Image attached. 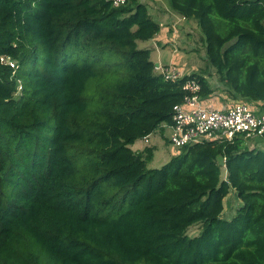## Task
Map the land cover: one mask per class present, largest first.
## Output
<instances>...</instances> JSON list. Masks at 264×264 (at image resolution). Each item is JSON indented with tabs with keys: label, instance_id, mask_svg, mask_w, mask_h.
I'll use <instances>...</instances> for the list:
<instances>
[{
	"label": "trees",
	"instance_id": "trees-1",
	"mask_svg": "<svg viewBox=\"0 0 264 264\" xmlns=\"http://www.w3.org/2000/svg\"><path fill=\"white\" fill-rule=\"evenodd\" d=\"M169 2L230 95L264 105V0ZM160 31L140 0H0V59L18 62H0V264H264V149L237 136L147 170L153 149L130 147L172 124L187 81L215 91L155 72L137 41ZM231 189L244 205L225 220Z\"/></svg>",
	"mask_w": 264,
	"mask_h": 264
},
{
	"label": "rangeland",
	"instance_id": "rangeland-1",
	"mask_svg": "<svg viewBox=\"0 0 264 264\" xmlns=\"http://www.w3.org/2000/svg\"><path fill=\"white\" fill-rule=\"evenodd\" d=\"M148 5L149 13L154 21L163 23L160 33L152 40L137 41L140 50L151 51V61L162 66H175L183 72L185 76L191 74H202L208 78L212 88L215 90L213 95L205 100L215 108H229L237 103H247L254 106L257 102L250 99H243L230 95L229 88L222 83L216 69L211 65L207 55L206 37L194 18H187L172 10L169 0H140ZM164 10L165 13L161 12ZM115 69L122 62L121 57L114 51H109L104 56ZM122 76H106L105 87L112 85L115 81L122 79ZM87 93V92H86ZM172 129L167 124L161 125L148 141L139 139L131 146L135 152H143L145 148H152L154 156L147 163V170L160 169L167 164L175 155L180 152L171 143ZM243 137V136H242ZM250 148L264 149V138L252 137L245 139ZM140 149L141 151H138ZM223 166V163L220 162ZM223 179L227 177L225 166ZM244 203L239 199L236 190L231 189L229 195L224 200L225 210L222 218L231 220L237 211L243 207ZM200 226H193L189 229L190 236L200 233ZM37 251L45 258L46 255L37 247Z\"/></svg>",
	"mask_w": 264,
	"mask_h": 264
},
{
	"label": "built area",
	"instance_id": "built-area-1",
	"mask_svg": "<svg viewBox=\"0 0 264 264\" xmlns=\"http://www.w3.org/2000/svg\"><path fill=\"white\" fill-rule=\"evenodd\" d=\"M129 0H112L115 8L127 5ZM0 62L12 68H18V62L9 56H3ZM155 72L167 81L176 82L185 77L175 66L157 64ZM22 90V85L18 87ZM183 89L187 95L183 103L174 106L171 143L177 148L204 142H232L235 137L245 139L264 138V105L257 102L254 106L237 103L229 108H215L208 104L201 95V84L189 80ZM148 141V137L145 138Z\"/></svg>",
	"mask_w": 264,
	"mask_h": 264
},
{
	"label": "crops",
	"instance_id": "crops-1",
	"mask_svg": "<svg viewBox=\"0 0 264 264\" xmlns=\"http://www.w3.org/2000/svg\"><path fill=\"white\" fill-rule=\"evenodd\" d=\"M161 12H163V13H165L164 12V10H161ZM184 20H187V18H185ZM162 24L163 23H160V25L162 26ZM207 101V100H206ZM208 104H210V103H208ZM151 138V135L150 136H148V139H150ZM139 141V140H138ZM131 147V146H130ZM148 148V147H147ZM146 149V148H145ZM138 151H141L140 149H138ZM225 207V206H224Z\"/></svg>",
	"mask_w": 264,
	"mask_h": 264
}]
</instances>
